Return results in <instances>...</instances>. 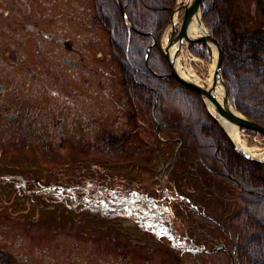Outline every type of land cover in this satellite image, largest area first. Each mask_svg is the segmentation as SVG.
<instances>
[{"label":"flooded vegetation","instance_id":"1","mask_svg":"<svg viewBox=\"0 0 264 264\" xmlns=\"http://www.w3.org/2000/svg\"><path fill=\"white\" fill-rule=\"evenodd\" d=\"M119 14L115 20L99 12L95 0H0V176L19 177L21 184L14 188L29 196L57 191L69 199L57 204L36 200L38 204L59 210L78 208L69 215L80 212L84 220L109 228L104 231L126 221L132 231L126 243L111 246L105 233L83 237L91 233L90 223L72 221L66 223L75 247L71 249L61 243V236L45 241L37 233L41 224L35 217L27 218L23 250L0 235V264H93L104 259L105 264H189L191 260L212 264V255L232 251L223 223L207 214L187 217L170 180L144 193L108 185H97L92 192L81 185H40L41 173L21 162L75 160L89 154L92 140L109 142L100 132L119 125L118 103L123 98L129 101L121 69L128 53L126 36L133 26L121 10ZM115 73L124 92L112 97L110 86L118 81ZM32 176L34 181L22 178ZM0 221L11 231L9 218ZM45 242L55 247L44 249ZM81 242L102 256L92 253V261L80 259L74 252Z\"/></svg>","mask_w":264,"mask_h":264},{"label":"trees","instance_id":"2","mask_svg":"<svg viewBox=\"0 0 264 264\" xmlns=\"http://www.w3.org/2000/svg\"><path fill=\"white\" fill-rule=\"evenodd\" d=\"M120 1L133 26L126 36L128 53L127 58L122 59L125 62L121 69V83L130 103L150 113L159 136L167 138V131H176L183 153L201 166L194 164L195 168H205L212 175L219 173L233 185L236 194L225 198L230 205L239 202V207L230 217L232 225L223 224V233L234 242L231 248L236 254V264H264V163L237 153L200 94L168 76L170 69L160 38L175 0ZM257 3L262 11V0ZM95 7L115 20L120 17L116 0H95ZM201 11L206 26L222 50L221 70L231 105L264 126V28L239 31L237 21L223 7L222 0H202ZM153 40L155 44L151 45ZM195 43L201 47H194ZM195 43L189 48L197 56L209 52L204 42ZM170 120L175 121L169 124ZM131 121H136L135 115ZM242 130L250 136L261 137L255 131ZM175 192L191 200L203 214L211 216L207 213L211 212L207 204L212 197L201 195L208 198L204 204L193 194ZM175 197L177 200L178 195ZM235 237L239 240L236 245Z\"/></svg>","mask_w":264,"mask_h":264},{"label":"rangeland","instance_id":"3","mask_svg":"<svg viewBox=\"0 0 264 264\" xmlns=\"http://www.w3.org/2000/svg\"><path fill=\"white\" fill-rule=\"evenodd\" d=\"M185 2L184 0H175L174 7L184 4ZM222 3L223 7L230 11L232 17L237 21L239 31L254 30L260 27L264 28V15L261 16L262 12H264V0H262V11L259 8L260 6L257 0H222ZM124 13L125 16L123 19L127 20L128 16L125 10ZM175 15L177 19L175 28L178 30L183 17V9L176 11ZM200 15L204 26H206L203 20L201 7ZM169 35L170 25L167 24L160 38L162 51L168 44ZM186 46L188 47V51L185 50ZM199 46L201 47L198 43L194 45V47L197 48H200ZM206 46L209 52L204 51V56L202 57L194 54L186 42H184L180 48L177 46L178 49L175 48L172 57H175V62L177 61L178 63V69L184 74L188 73V69H191L193 71L191 73L198 76L200 80L208 81L210 78L211 66L215 64L216 50H213L214 47L212 45L206 44ZM147 56L148 54L146 55V60ZM121 57L122 56H120V58ZM113 77L115 80L117 75ZM119 80L120 78L118 81L115 80L110 86L114 91L112 97H116V95L123 94L124 92L122 85L120 86ZM117 99H119V96ZM118 105L120 107L118 108L120 113L118 111L116 117L119 113V125L106 129L104 130L105 132H100L101 134L104 133V136H106L105 138L109 140L107 144L94 139L92 140L93 144L87 147L88 149L90 148V151H88L89 154L79 156L75 160L68 157L62 160H25L21 162L26 165V168L30 170H32V168L37 169L41 173L38 177L41 179L40 185L47 183L71 186L72 188L81 185L89 188L92 192L99 188L97 185H108L111 189L116 188L117 190L123 189L125 191L131 189L132 194H135L137 191L144 193L148 187L154 189L157 188L159 184L166 185L167 180H171L175 190L184 194H193L195 199H200L204 204L208 198H204L201 195L212 197L213 199L207 204L211 212L207 211V213L221 223H225V225H232L230 217L238 210L239 202H233L230 205L225 197L236 194L237 190L233 185L225 180L219 173L212 175L213 173L205 170V168H195V162H193L187 154L183 153L182 142L180 138L177 137L179 134H177L176 131L170 129L166 132L168 135L167 138H161V136L156 134V122L153 120L150 113L146 112L144 109L143 111L140 110L124 98L119 101ZM134 115L139 125L132 124L134 122H129V120L131 121L129 116ZM140 119H143L142 123L139 122ZM174 121L170 120L169 124H173ZM240 130L247 144L256 148L255 151L258 155H264V137H258L256 135L250 136L247 132H244L241 127ZM94 134H97V130L94 131ZM108 140H106V142ZM62 157L66 156L63 155ZM197 166L201 167L199 165ZM35 177L36 176L22 178L34 181ZM20 184L19 177L0 176V218H9L10 227L12 228L11 231L8 230L6 223H1L0 221V235L2 237L0 238L3 241H13L15 247L23 250L26 246V241L24 240L25 223L29 222L27 218L35 217L41 224V228L37 233L45 238V241L58 240L61 236L64 239L61 243L69 246L71 249H75L71 242L73 238L69 236L71 230L66 223L70 224L72 221L80 223V220H82L85 215L77 211H75L73 215H69L72 210L78 208H60L59 210L57 208L38 204L35 202L36 200L41 201L43 199L57 204L59 201L64 203L69 199L62 198L61 193L57 191L46 192L53 194L43 193L42 195L34 194L33 196H29L28 193L20 192L18 189L14 188L15 185L18 186ZM27 187L30 188L29 186ZM39 189L40 188H38V191ZM216 191L220 194L218 195ZM154 194H156V192ZM175 196H177L176 192ZM183 197L184 199H177V201L179 202V206L183 204L182 207L185 209L187 217L203 216V213L197 211V205L192 203L187 197ZM62 205L66 206L64 204ZM68 216H73L75 219L67 218ZM84 222L92 225L90 229L91 233L86 232V234H82L84 238L90 235L96 236L97 233H105V239L107 242H110L111 246H114L112 245L113 243H126L127 239L130 237L129 232H132L129 228L131 223L126 221L121 222L122 225H111L108 231L101 230L109 229L102 224H97L88 220H84ZM62 230H66L67 232L63 233ZM35 231L36 230H31V233L33 234ZM209 231H212V229L208 228V232ZM76 232L79 233L80 230L78 229ZM215 232L218 233V231ZM106 235L109 236L106 237ZM233 239L235 245L238 244V238L235 237ZM231 243L234 244L233 241ZM42 247H45L44 249H52L55 246H51L49 243L45 242ZM226 247L229 248L227 244ZM41 251L42 250H40V252ZM92 253H97L102 256V252L84 242L79 243V247H77L74 252L75 255L84 261H92ZM235 255L234 252L232 253V251L228 249H223L212 255V264H236ZM206 260L208 261L207 258ZM121 262L126 263L127 261L122 259ZM193 263L194 262L191 260L189 264ZM93 264H105V259L99 262L93 261Z\"/></svg>","mask_w":264,"mask_h":264},{"label":"water","instance_id":"4","mask_svg":"<svg viewBox=\"0 0 264 264\" xmlns=\"http://www.w3.org/2000/svg\"><path fill=\"white\" fill-rule=\"evenodd\" d=\"M118 3V6L122 12V15L125 16L123 7L121 5L120 0H116ZM202 0H188L184 4H181L179 6H175L170 14V18L168 21V25H170V35L169 40L166 48L163 50V54L165 59L167 60L169 64L170 69V76H172L175 80H177L179 83H181L186 88L197 92L200 94L202 99L204 100L206 107L209 111V113L215 118L217 123L220 125V127L223 129L224 133L226 134L232 148L242 155L244 158L249 159L251 161L264 163V158H258V157H249L248 154L240 150L237 146V144L234 142V140L231 138L229 133L226 130V127L222 125L220 122L221 120H225L231 123H234L238 125L241 128H246L252 131H255L256 133L262 135L264 137V126L256 123L252 119L246 117L239 111L235 110L233 106L230 103V100L228 98V91L226 83L223 79L222 75V50L220 47V44L216 38H214L209 29L205 26V30L203 34L195 35L190 32V24L197 12H200V5ZM180 9H183V17L181 20V24L176 30L175 24L173 22V17L176 11H179ZM179 41L178 48L181 47V45L186 42L187 45L193 42H204L207 45H212L216 50V59L214 64V70L212 73V76L209 78L207 82H203L202 84H197L191 79H186L182 75H180V72L175 66V57L170 56V49L174 42ZM177 48V49H178ZM220 84L223 90V96L221 101L218 100V97L216 95V86ZM208 103L211 106V111L208 107Z\"/></svg>","mask_w":264,"mask_h":264},{"label":"bare ground","instance_id":"5","mask_svg":"<svg viewBox=\"0 0 264 264\" xmlns=\"http://www.w3.org/2000/svg\"><path fill=\"white\" fill-rule=\"evenodd\" d=\"M185 1L187 2L188 0H184V2ZM176 21H177L176 15L174 14V17H173L174 24H176ZM204 30H205V26H204V23L202 21L200 12H197L191 21L190 32L192 34L199 35V34H203ZM178 45H179L178 40L173 43V45L170 49V56L171 57L175 51V48H177ZM213 50L215 51L214 48H213ZM175 66L178 69L177 61L175 62ZM213 70H214V66H211L210 77L212 76ZM178 71L180 72V75H182L184 78L191 79L192 81H194L197 84H202L203 82H207V80H200L198 78V76H196L194 73H191V72H193L191 69H188V73H186V74L182 73V71H180L179 69H178ZM216 95L218 97V100L221 101L222 96H223V90H222V87L220 84H218L216 86ZM208 107L211 111H213L211 106L209 105V103H208ZM220 122L222 123L223 126L226 127L227 132L229 133L231 138L234 140V142L237 144V146L240 150H242L243 152L248 154L249 157L264 158V155H262L260 153H259L260 155H258L256 153V151H255L256 148H253L247 144V142L244 138V135L242 134V131L240 130V127L238 125L231 123V122H228V121H225V120H221V119H220Z\"/></svg>","mask_w":264,"mask_h":264}]
</instances>
